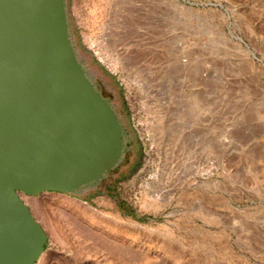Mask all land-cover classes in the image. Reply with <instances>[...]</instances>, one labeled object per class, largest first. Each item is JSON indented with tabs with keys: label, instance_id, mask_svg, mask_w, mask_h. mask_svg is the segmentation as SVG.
<instances>
[{
	"label": "rangeland",
	"instance_id": "obj_1",
	"mask_svg": "<svg viewBox=\"0 0 264 264\" xmlns=\"http://www.w3.org/2000/svg\"><path fill=\"white\" fill-rule=\"evenodd\" d=\"M71 8L128 85L149 160L127 194L139 220L114 202L22 195L48 234L35 264H264V0H71ZM74 202L103 228L126 230L133 257L119 261L67 235L55 217Z\"/></svg>",
	"mask_w": 264,
	"mask_h": 264
},
{
	"label": "water",
	"instance_id": "obj_2",
	"mask_svg": "<svg viewBox=\"0 0 264 264\" xmlns=\"http://www.w3.org/2000/svg\"><path fill=\"white\" fill-rule=\"evenodd\" d=\"M94 61L71 0H0V264H35L46 249L21 193L88 202L130 149Z\"/></svg>",
	"mask_w": 264,
	"mask_h": 264
},
{
	"label": "flooded vegetation",
	"instance_id": "obj_3",
	"mask_svg": "<svg viewBox=\"0 0 264 264\" xmlns=\"http://www.w3.org/2000/svg\"><path fill=\"white\" fill-rule=\"evenodd\" d=\"M103 64L94 61L91 68L102 93L115 102L120 114L130 122V128L126 129V137L122 136L130 149L125 153L124 159L112 170L111 175L100 183L99 190L92 193L88 192L87 198L89 201L87 203L96 205L98 203L114 202L124 212H127L131 218L139 220L140 218L135 215L129 204L127 194L135 179L146 168L149 160L148 150L144 138L134 122L128 85L118 76L117 72Z\"/></svg>",
	"mask_w": 264,
	"mask_h": 264
},
{
	"label": "bare ground",
	"instance_id": "obj_4",
	"mask_svg": "<svg viewBox=\"0 0 264 264\" xmlns=\"http://www.w3.org/2000/svg\"><path fill=\"white\" fill-rule=\"evenodd\" d=\"M118 44V43H117ZM141 44V43H140ZM151 51V50H150ZM132 52H134V51H132ZM146 52V51H145ZM135 53V52H134ZM147 54V53H146ZM154 54V53H153ZM158 54V53H157ZM162 54V53H161ZM133 55V54H132ZM142 55H144V54H142ZM142 55H141V58H142ZM130 56V55H129ZM138 56H140V54L138 55ZM146 56V55H145ZM156 56V55H155ZM158 56L159 55H157V59H158ZM102 58V57H101ZM132 58V57H131ZM130 57H128V59L130 60L131 59ZM134 58H135V56H134ZM127 59V58H126ZM154 59V58H153ZM156 59V58H155ZM128 62V61H127ZM126 62V63H127ZM117 63V62H116ZM131 63V62H130ZM129 64V63H128ZM262 150V149H261ZM22 195H24V194H22L21 193V196ZM66 196V195H65ZM23 197V196H22ZM26 197V196H25ZM68 197V196H67ZM165 197V196H164ZM164 197H158V199H160V200H164ZM30 199V198H29ZM60 199V198H59ZM25 200H27V197H26V199ZM66 200V199H65ZM30 202V201H29ZM48 202V201H47ZM53 202V201H52ZM54 203V202H53ZM62 203H65V202H62ZM75 203V202H74ZM45 204V203H44ZM60 204V203H59ZM53 205H55V203L53 204ZM75 205H78L77 207H75ZM152 206H154L155 208H159V207H161V205L160 204H157V203H154ZM152 206H150V207H152ZM72 207L73 208H71L70 210H69V212L68 211H65V212H61L60 213V211H58L56 214H57V217H55V218H57L58 220H59V222L58 223H60L59 225L61 226H64L65 227V230H64V232L67 234V235H69V236H71V235H78V236H83V237H86V239L88 240H90V242H88V243H91V245H92V247L93 248H96V249H98L99 251L98 252H100V250H104V251H106L107 253H109V254H111V255H113L114 256V258H116L117 260H119V261H126V260H130L131 259V257H133L132 255L133 254H130V249H129V241L127 242V241H125V236L127 235H125V233H126V230L123 232H121V233H118V230H116V229H113L111 226V228L110 227H108V225H106L105 227L107 228L108 227V229L111 231L110 233H112V235L114 236L115 234V236L118 238V239H121V238H123V239H121V240H118V239H113V238H111L112 237V235L110 236V234H109V236L107 235V231L105 232V231H103V230H105L106 228H103L104 226H102V224H101V221L92 213V212H89V210L87 209V208H85L84 206H82V204H78V202H77V204L75 203V204H72ZM149 207V206H148ZM51 208V207H50ZM54 209H57V208H54ZM51 210V209H50ZM62 210V209H61ZM52 213H54V211H52ZM54 217V216H53ZM54 218V219H55ZM56 221V220H55ZM92 221H95V224L97 225V226H93V225H91L90 223H92ZM57 223V224H58ZM55 225V224H54ZM45 226H46V223H45ZM58 226V225H57ZM92 226L94 227V228H92ZM59 227V226H58ZM57 227V228H58ZM57 228L55 229L56 230V232H58L57 231ZM128 228V227H127ZM63 229V228H62ZM118 229V228H117ZM120 229H122V227L120 228ZM126 229V228H125ZM130 229V228H129ZM52 230H53V228H52ZM122 230H124V229H122ZM50 231H51V229H50ZM136 231V230H135ZM147 231H149L150 233L151 232H153V229H147ZM128 232V234H129V232L131 233V231H127ZM50 233V232H49ZM60 233V232H59ZM63 233V232H62ZM132 234V233H131ZM60 235V234H59ZM51 236H54L53 238H58L57 236V234L56 233H53V235H51ZM128 236V235H127ZM137 236V235H136ZM140 236V235H139ZM64 237V236H63ZM62 237V238H63ZM110 237V238H109ZM130 237V236H129ZM61 238V239H62ZM74 238V237H73ZM140 238V237H139ZM138 238V239H139ZM60 238H58V240H59ZM70 239V238H69ZM76 239V237L74 238V239H72V240H75ZM83 239H85V238H83ZM85 239V240H86ZM138 239H137V242H138ZM141 239V238H140ZM140 239H139V241H140ZM54 240V239H53ZM57 240V239H56ZM79 240V239H78ZM128 240V239H127ZM63 242L65 241L64 239L62 240ZM145 241V240H144ZM150 241V240H149ZM68 242H69V240H68ZM75 242H76V240H75ZM81 242V241H80ZM83 242V241H82ZM136 242V243H137ZM141 243H144L143 241H140ZM147 242V241H146ZM145 242V243H146ZM135 243V244H136ZM139 243V242H138ZM144 243V244H145ZM147 243H149V242H147ZM65 244V243H64ZM77 244V243H76ZM82 244V243H81ZM155 244H157V243H154V245ZM154 245H153V247H154ZM89 246V245H88ZM140 246V245H139ZM143 246H146L147 248L148 247H150V245H143ZM87 247V246H86ZM146 247H144V248H146ZM157 247V246H156ZM89 248H91V247H89ZM93 248H91V250L93 249ZM132 248V247H131ZM150 249V248H149ZM94 250V249H93ZM132 250V249H131ZM82 251H84V250H82ZM90 251V250H89ZM103 251V252H104ZM137 258H138V256H137ZM136 260V259H135ZM139 260V259H138ZM141 261H142V258H141ZM118 262V261H117ZM61 263V262H60ZM122 263V262H121ZM62 264V263H61ZM64 264V263H63Z\"/></svg>",
	"mask_w": 264,
	"mask_h": 264
},
{
	"label": "crops",
	"instance_id": "obj_5",
	"mask_svg": "<svg viewBox=\"0 0 264 264\" xmlns=\"http://www.w3.org/2000/svg\"><path fill=\"white\" fill-rule=\"evenodd\" d=\"M31 208V207H30ZM34 214V213H33ZM38 220V219H37ZM39 221V220H38ZM40 222V221H39Z\"/></svg>",
	"mask_w": 264,
	"mask_h": 264
}]
</instances>
